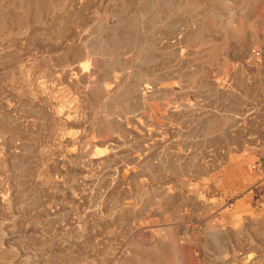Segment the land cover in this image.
Wrapping results in <instances>:
<instances>
[{
  "label": "rangeland",
  "instance_id": "rangeland-1",
  "mask_svg": "<svg viewBox=\"0 0 264 264\" xmlns=\"http://www.w3.org/2000/svg\"><path fill=\"white\" fill-rule=\"evenodd\" d=\"M0 264H264V0H0Z\"/></svg>",
  "mask_w": 264,
  "mask_h": 264
}]
</instances>
